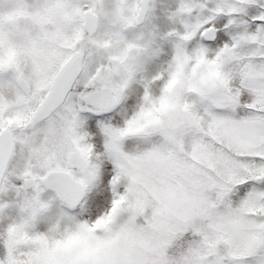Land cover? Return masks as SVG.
Wrapping results in <instances>:
<instances>
[{"label": "snow or ice", "instance_id": "snow-or-ice-1", "mask_svg": "<svg viewBox=\"0 0 264 264\" xmlns=\"http://www.w3.org/2000/svg\"><path fill=\"white\" fill-rule=\"evenodd\" d=\"M144 8L174 25L149 79L117 102L126 72L89 39V21L41 93L39 134L67 118L61 166L72 174L42 167L33 180L0 163V201L27 199L37 183L83 193L57 209L59 227L0 213V264H264V0H178L171 13L166 0H145ZM10 133L14 125L0 144ZM109 136L125 138V155L113 158ZM75 237L101 249L170 243L147 258L83 259L61 251Z\"/></svg>", "mask_w": 264, "mask_h": 264}, {"label": "rangeland", "instance_id": "rangeland-1", "mask_svg": "<svg viewBox=\"0 0 264 264\" xmlns=\"http://www.w3.org/2000/svg\"><path fill=\"white\" fill-rule=\"evenodd\" d=\"M140 1L0 0V106L6 102L3 106L4 112L14 115L17 120L22 116L21 107L15 105L17 102L13 103L15 95L11 86L15 77L22 78L30 86L40 78L44 80L50 75H56L66 62H61L65 51L74 46L72 37H76L77 43L84 38L85 32L81 27L84 8L81 4L90 3L92 6L87 9L97 16L96 32L88 36L89 39L107 55L108 61L123 67L126 72L117 102L126 89L130 90L149 79L152 67L165 51L164 44L173 36L174 25L167 19V13L163 19H158L160 12L152 9H148L143 21L136 24ZM166 2L172 5L168 9L169 13L176 11L178 0ZM9 67H14L16 71H11ZM5 118L1 116L0 121ZM31 124H34V120ZM66 124V117L59 122L48 120L44 125L45 135H40L41 129L37 127L35 139H28L30 136L19 139L12 164L24 169L23 177L36 178L34 174L42 167H47L48 170L67 169L61 166L64 158L61 136ZM109 128L110 126H102V132H107ZM131 139L133 143L142 142L138 137ZM108 145L113 158L126 154L124 137L109 136ZM76 171L83 172L84 169ZM62 205L54 193L48 192L37 183L27 190V199L21 196L18 201L16 196H12L0 201V213L13 216L26 225L48 220L51 222L50 226L59 227L64 224V217L57 216V209ZM64 215L67 216V213ZM165 243L170 242L157 240L154 245L145 243L136 247L125 241L118 247L101 249L89 247L86 237H75L68 240L61 251H75L83 259L97 255L110 256L118 252L147 258L153 253L163 254ZM180 243L182 241H177L171 251H178Z\"/></svg>", "mask_w": 264, "mask_h": 264}, {"label": "flooded vegetation", "instance_id": "flooded-vegetation-1", "mask_svg": "<svg viewBox=\"0 0 264 264\" xmlns=\"http://www.w3.org/2000/svg\"><path fill=\"white\" fill-rule=\"evenodd\" d=\"M55 79L56 75L53 74L45 78L44 80L40 78L36 82L31 83L30 86H27L26 82L22 80V78H14L11 86L12 93L13 95H15L13 103L17 102L15 105L21 107V118L17 120L13 117L14 115H7V113L4 112L3 106H5L6 102L3 104V106H0V117H6L3 120V124L0 125V134L3 133L4 135L5 132H8L9 127L13 125L15 126V134L10 133L12 146L7 165L9 163H12L15 158L17 144L20 138L30 136L28 139H35L37 137L35 128L37 129L38 110L41 107L44 99L46 98V96H41V93L45 92V90L50 87L52 81H54ZM32 120H34V124H31ZM72 170L73 169H70L71 173Z\"/></svg>", "mask_w": 264, "mask_h": 264}, {"label": "water", "instance_id": "water-1", "mask_svg": "<svg viewBox=\"0 0 264 264\" xmlns=\"http://www.w3.org/2000/svg\"><path fill=\"white\" fill-rule=\"evenodd\" d=\"M144 4H145V0H141L140 1V6H139L138 11H137V15H136V24H140L143 21V19H144V16H145L146 11H147L144 8ZM89 21L91 22L93 28L95 29L94 31H90L88 33V36H92L96 32V29H97V16L92 11L86 10L83 13V23H82V29H83V31L88 26ZM63 67L61 68V70L63 69ZM10 69L12 71L15 70L13 67H11ZM61 70H60V72H61ZM60 72H59V74H60ZM59 74H58V76H59ZM47 99H48V97L46 98V100ZM45 101L42 104L41 108L39 109L38 114L44 109ZM45 115H46V113H45ZM2 136H3V134H0V137H2ZM10 151H11V140L7 144H0V163H2L3 166H6L7 165V162H8L9 156H10ZM48 172H49V174H51L52 172H66V173H68L67 171H63V170H59V171H57V170H50ZM41 179H44V178H41ZM33 180H35V179H33ZM55 194H56L57 198L62 203L65 204V203H69V200L70 199H73L74 200L75 198H78V196L79 195H82L83 193H82V190H81L79 193L76 194V197H74L73 196V190H72V188L71 187H68L64 191L55 192Z\"/></svg>", "mask_w": 264, "mask_h": 264}]
</instances>
